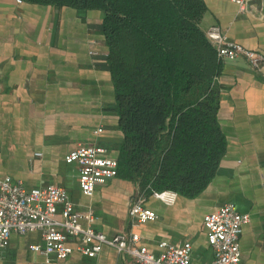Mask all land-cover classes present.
<instances>
[{
    "label": "crops",
    "instance_id": "obj_1",
    "mask_svg": "<svg viewBox=\"0 0 264 264\" xmlns=\"http://www.w3.org/2000/svg\"><path fill=\"white\" fill-rule=\"evenodd\" d=\"M200 1L203 33L218 26L230 41L264 54V2H250L240 13L230 0ZM101 23L95 10L0 0V177L21 181L26 190L65 189L79 213L91 212L94 230L112 238L126 228L139 184L118 177L86 197L77 167L65 162L80 145L118 158L123 140ZM219 62L212 88L226 146L212 181L197 197L177 196L172 205L146 195L157 219L132 230L152 253L162 244H190V264H210L203 219L232 205L250 217L240 236V264H264V70L256 74L243 60ZM39 242L35 233L12 235L0 264L132 263L107 247L94 259L44 258L30 250Z\"/></svg>",
    "mask_w": 264,
    "mask_h": 264
},
{
    "label": "trees",
    "instance_id": "obj_2",
    "mask_svg": "<svg viewBox=\"0 0 264 264\" xmlns=\"http://www.w3.org/2000/svg\"><path fill=\"white\" fill-rule=\"evenodd\" d=\"M99 11L115 93L118 177L141 192L200 195L225 153L212 88L220 72L200 0H21ZM117 177V178H118Z\"/></svg>",
    "mask_w": 264,
    "mask_h": 264
},
{
    "label": "built area",
    "instance_id": "obj_3",
    "mask_svg": "<svg viewBox=\"0 0 264 264\" xmlns=\"http://www.w3.org/2000/svg\"><path fill=\"white\" fill-rule=\"evenodd\" d=\"M249 1L253 0H230L240 13L246 11ZM204 35L219 61L243 60L252 72L262 74L264 54L230 41L218 26H211ZM65 162L77 167L79 189L86 197H91L98 186L118 177L117 158L102 147L80 145L66 156ZM151 196L166 205L174 204L177 199V194L171 191L153 192ZM145 203L146 194L139 191L131 201L126 228L108 238L94 230L91 212L77 211L65 189L46 186L26 190L21 181L0 177V258L8 250L12 235L35 233L40 242L30 250L44 258L63 261L78 253L94 259L107 247L116 250L122 258L129 257L131 264H190V244L180 247L162 244L159 253H152L141 243V237L132 229L157 219ZM249 221L248 215L239 213L232 205L204 217L203 227L214 256L210 264L241 263L240 236Z\"/></svg>",
    "mask_w": 264,
    "mask_h": 264
},
{
    "label": "water",
    "instance_id": "obj_4",
    "mask_svg": "<svg viewBox=\"0 0 264 264\" xmlns=\"http://www.w3.org/2000/svg\"><path fill=\"white\" fill-rule=\"evenodd\" d=\"M250 2H262V1H259V0H253V1H249L247 4H246V8H247V6H248V4L250 3Z\"/></svg>",
    "mask_w": 264,
    "mask_h": 264
}]
</instances>
